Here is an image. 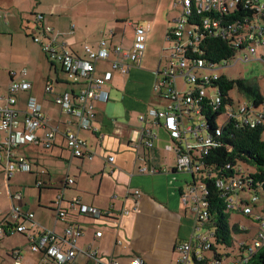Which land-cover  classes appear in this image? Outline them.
<instances>
[{
	"label": "built area",
	"instance_id": "obj_1",
	"mask_svg": "<svg viewBox=\"0 0 264 264\" xmlns=\"http://www.w3.org/2000/svg\"><path fill=\"white\" fill-rule=\"evenodd\" d=\"M180 14L169 20L174 26H169L165 34L166 46L162 48L161 65L157 70V80L154 91L159 95L163 103L162 108H151L146 113L153 124H160L167 131L171 144L165 146V150L176 155V169L190 173L191 184L182 195L184 205L190 207L195 217L192 234L183 243L176 247V264H246L249 256L253 255L264 242V206H258L259 196L252 194L247 199L241 197V178L235 176L227 182L216 181V186L221 190L222 196L227 200V208L232 213L240 211L254 225L257 231L255 240L251 245L244 241L236 243L232 251H239L235 255L225 256L228 251L222 253L211 252L214 242L213 232L205 229L207 219L206 183L215 179L212 168L208 167L204 159L211 148L217 146L221 137V127L227 119H233L251 126L264 124V113H260L259 106L248 102H237L225 107L222 115L225 121L210 131L207 120L202 113V105L216 111L220 106L221 97L213 83L218 77L213 72L214 67L201 59L203 34L209 37H221L233 47H242L255 55V47L262 48L259 59L264 63V0H178L173 3ZM240 8L244 13L243 18L229 19L230 13ZM207 14L201 22L198 18ZM199 26L190 25L189 23ZM34 24L37 27L36 35L32 37L38 44L46 59L50 61L56 75V83H67L70 90L55 93L53 81H47L44 86L45 94H52L53 102L59 107L61 114L74 118L76 130L93 131L94 104L108 101V94L104 86L111 79V74L95 75L96 63L107 61L110 53L117 59L111 61V68L125 75L131 65L140 63L145 49L147 35L150 32L148 25H135L133 43L130 49L124 50L120 46H112L107 38H102L97 48L84 44L83 55L79 56L70 52L63 44L56 41L53 29L44 24L42 15H34ZM240 51V52H241ZM239 60V59H238ZM244 56L243 61H248ZM234 64L238 61L233 59ZM60 71L66 79L60 80ZM10 82L7 86V96L0 97L5 106H0V132L3 139L0 142V163L4 160L2 171L7 181L17 172L28 173L29 164L25 157L17 155L16 149L25 145L40 146L45 150L51 149L57 137H62L65 147L73 158L92 160L94 152L87 149L84 141L79 139L75 132L66 128L61 130L58 125H52L48 117L41 112V107L33 96H28L23 112L15 109L17 97L20 93L31 90L32 84L26 79L27 71L9 73ZM183 77L188 85L187 90L180 92L176 88L177 78ZM167 86V87H166ZM20 113L22 119L19 118ZM220 117V116H219ZM218 117V118H219ZM217 118V119H218ZM197 120L194 126L191 123ZM216 119V121H217ZM70 124V123H69ZM73 124V123H71ZM41 132L42 135L40 134ZM157 134L145 130L142 131L140 144L150 150L154 147ZM2 156L4 159H2ZM108 163L114 162V157L107 158ZM159 170L153 167L139 168V174H154ZM198 177V178H197ZM65 187L73 186L74 180L66 177ZM43 186L40 180L35 182L33 189ZM61 192L51 204L55 219L67 221L72 217L81 216L87 219H100L107 214L93 206L84 205L80 199L71 201L69 211L61 208ZM135 199L140 197L139 191H134ZM12 202L7 215L0 220V240L13 235H23L28 241V248L34 254H39L37 264H78L75 262L77 253H84L86 257L94 260L96 264H118L112 256H98L96 251L84 252L77 246V241L84 232L79 225L68 222L63 230V236H58L54 231L46 230L33 221V214L25 209L20 202L23 199L21 189L9 190ZM15 202L17 204H15ZM69 216H66V213ZM123 213H128L124 211ZM30 222L29 228L26 223ZM247 232V228H240ZM204 230V233H197ZM102 232L96 231L95 238L101 237ZM120 244V242H117ZM212 256L207 257L206 253ZM230 257H233L229 260ZM14 264H21L18 251L12 252ZM130 264H144L143 260L136 257Z\"/></svg>",
	"mask_w": 264,
	"mask_h": 264
},
{
	"label": "crops",
	"instance_id": "obj_2",
	"mask_svg": "<svg viewBox=\"0 0 264 264\" xmlns=\"http://www.w3.org/2000/svg\"><path fill=\"white\" fill-rule=\"evenodd\" d=\"M63 1L0 0L8 6L11 20L6 22V26L12 34L23 30L25 37L32 40L37 32L34 15L40 14L44 24L53 29L56 41L79 56L83 55L84 44L96 49L102 38H107L112 46H118L114 40L113 27L108 26L102 32L104 25L100 28H87L86 25L76 24L78 18L84 19L87 15L78 14L72 9L68 11L79 16L64 13ZM145 53L146 45L140 63L131 65L125 75L112 70L111 61L117 59L112 53L107 61L96 63L95 75L110 73L111 79L103 88L108 94V101L94 104L95 132L77 131L74 118L61 114L53 102L54 96L44 93L46 82L53 81L54 70L49 69L48 74L45 69L36 74L27 72L26 79L32 88L18 95L15 109L23 112L28 96H33L42 114L50 119L52 125L75 132L85 142L87 149L95 154L92 160L71 157L60 136L49 150L35 145L19 147L16 154L26 158L30 171L15 173L6 188L8 196L9 190L22 189L23 199L20 204L33 214L34 223L40 227L63 236L68 222L79 225L84 234L77 241V246L84 252L96 251L98 256H112L118 264H130L136 257L141 258L144 264H176V247L189 238L188 208L181 200L182 195L186 194V176L176 169L172 155L165 150V146L171 144L167 131L160 124H153L146 118L149 109H160L163 106L158 93L154 91L158 78L156 72L162 63V49L156 51L151 61L146 60ZM41 84H44L43 87ZM20 96H23L22 100ZM0 106H5V102L1 101ZM19 118L22 119L21 113ZM145 130L157 134L154 147L150 150L140 144L142 131ZM2 139L3 134L0 132V142ZM109 156L114 157L113 163H108ZM3 163L4 160L0 163V186L7 184L2 171ZM143 167H153L159 171L139 174V168ZM20 174L28 176L30 180L26 182ZM66 177L74 180L73 186L65 187ZM37 180L43 184L39 190L33 189ZM21 184H33V187L25 191L19 186ZM136 190L140 193L138 199L133 195ZM60 192L62 209L69 211L68 203L80 199L82 204L100 209L107 217L98 222L81 216L57 221L49 208ZM44 196H48V199L43 200ZM11 205L9 196V205L4 215L9 213ZM26 225L34 228L30 222ZM96 231L102 232L101 237L95 238ZM14 236L12 243H6ZM0 249L5 253L1 254L4 257L0 264H14V250L19 252L21 264H37L40 258L39 254L29 250L28 241L23 235L0 240ZM75 262L96 264L82 252L77 253Z\"/></svg>",
	"mask_w": 264,
	"mask_h": 264
},
{
	"label": "rangeland",
	"instance_id": "obj_3",
	"mask_svg": "<svg viewBox=\"0 0 264 264\" xmlns=\"http://www.w3.org/2000/svg\"><path fill=\"white\" fill-rule=\"evenodd\" d=\"M176 1L178 0H64L63 4L66 10L64 13L68 12L70 16L77 17L79 15L68 11L69 9L74 10L78 14L87 15L84 19L81 17L78 18L76 24L82 26L86 25L87 28H91L92 26L100 28L104 25L105 28L102 29V32L107 30L108 26L113 27L112 29L115 30L114 40L117 45L124 50L130 49L133 43V27L135 25H148L150 27V32L148 33L149 35H147L148 38L145 43V54L147 56L146 60L151 61L156 51L166 46L164 39L165 33L169 26H174L169 23V20L171 21V19L180 14L179 10L175 9L173 6V3ZM79 10L81 12H78ZM8 13V6L0 2V97L5 98L7 96L6 90L9 82V72L18 73L25 69L28 73L32 71L33 74H36L39 70L44 71L45 69V72L48 74L49 69L53 68L50 61L45 58L40 46L30 40V38L25 37L23 30H21L20 33H11V29L6 26V22L11 20ZM255 50V55H250L247 50L237 53L234 57V59L238 61L237 63L234 64V61L230 60L226 66L214 67L213 72H210V74L225 77L231 81L241 79L251 84L260 96L263 97V103L259 105V111L260 113H264V63L259 59V56L262 55V48L255 47ZM244 56H248L249 60L243 61ZM59 75L60 80L64 81V79H66L65 74L61 71ZM52 80L54 82L53 87L55 93L70 89V85L67 83L57 84L55 74H53ZM176 88L180 92L187 90L188 85L185 84L183 77L177 78ZM228 96L233 100L234 104L237 102H239V104L250 102V100L239 94L236 89L230 91ZM22 98L23 96H20L21 100ZM224 121L225 117L221 115L217 119L216 124L222 125ZM197 122L198 121L194 119L187 124L191 123L195 126ZM261 139L264 140V132L261 134ZM167 153L172 155V160L176 163V155L174 153ZM181 172L186 176V193L191 184V175L184 171ZM17 174L19 173L15 175ZM20 175L25 178L26 182L30 180L28 176L24 174ZM19 186L23 187V190L26 191V188H32L33 184H21ZM6 187L7 186L4 184L0 186V220L5 216V211L9 205L8 190ZM44 197L45 199L43 200L48 199V196ZM247 198L248 197L245 199ZM258 206H264V201L261 198L258 200ZM187 208V219L190 223L188 235L190 238L195 224V217L190 207L187 206ZM234 212L237 213L231 214V224L239 228H247L248 231L240 234L234 233L232 235L233 239L236 242L244 241L247 245H251L257 235L254 225L246 216H243L240 211ZM197 233H204V230H198ZM14 238L15 236L8 239L6 243L14 241ZM224 250H226L224 247L217 249L218 253H222ZM2 253L3 249H0V261L5 255V253H3L4 255L1 256ZM234 254L237 255L239 253L236 250ZM206 255L207 257H211L212 253L208 252ZM232 258L233 257H230L229 260Z\"/></svg>",
	"mask_w": 264,
	"mask_h": 264
},
{
	"label": "trees",
	"instance_id": "obj_4",
	"mask_svg": "<svg viewBox=\"0 0 264 264\" xmlns=\"http://www.w3.org/2000/svg\"><path fill=\"white\" fill-rule=\"evenodd\" d=\"M244 13H248V11L244 12L238 8L237 11L230 13L228 18H243ZM206 16L207 14H202L198 21L201 22V19ZM248 16H251V13H248ZM199 22L189 24L199 26ZM202 37V47L199 49L201 59L213 66H226L242 50V47H233L221 37H209L208 34H203ZM52 70L54 69L52 68ZM212 85L218 89L222 100L216 111H212L206 104L202 105V113L210 131L216 127V119L222 115L225 107L232 104L233 100L228 96L230 91L236 89L255 107L263 103V97L244 80L231 81L225 77H218ZM262 132H264V124L251 126L237 120L227 119L221 127V137L217 141V146L211 148L204 159L205 164L213 169L215 177V179L205 181L207 189L205 229L213 232L214 239L211 252L224 247L228 251L225 256H230L231 252H235L232 250L236 248L238 242L233 239L232 235L244 233L238 226L231 224V211L227 208V200L216 186L218 179L227 182L230 178L239 176L242 182L241 197L245 199L255 194L264 201V140L261 139ZM70 203L68 204L70 205ZM49 210L54 212L52 208ZM65 213L66 216L71 217L67 212ZM106 217L92 219V221L98 222ZM246 264H264V242L253 255L249 256Z\"/></svg>",
	"mask_w": 264,
	"mask_h": 264
}]
</instances>
